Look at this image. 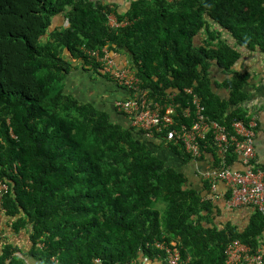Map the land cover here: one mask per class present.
I'll list each match as a JSON object with an SVG mask.
<instances>
[{
    "label": "trees",
    "instance_id": "1",
    "mask_svg": "<svg viewBox=\"0 0 264 264\" xmlns=\"http://www.w3.org/2000/svg\"><path fill=\"white\" fill-rule=\"evenodd\" d=\"M126 1L112 9L89 0H0V180L9 184L0 203L27 234L0 245V264H25L17 251L37 264L54 256L57 264H165V252L150 246L156 239L177 241L191 264H226L232 240L254 249L264 241L256 209L243 229L214 221L213 200L170 162L172 154L191 161L180 145L148 138L68 91L79 71L84 89L127 95L87 53L106 47L127 57L122 67L136 69L150 99L177 92L181 112L193 100L190 87L233 132L251 118L244 105L252 74L238 65L241 48L264 53V0ZM111 13L126 24H110ZM207 139L201 156L213 153V166L243 168L233 146L224 153Z\"/></svg>",
    "mask_w": 264,
    "mask_h": 264
},
{
    "label": "built area",
    "instance_id": "2",
    "mask_svg": "<svg viewBox=\"0 0 264 264\" xmlns=\"http://www.w3.org/2000/svg\"><path fill=\"white\" fill-rule=\"evenodd\" d=\"M87 53L103 62L105 71L111 73L115 83L126 87L127 96L117 99L115 106L135 130L143 129V134L148 138L159 136V141L174 142L193 158H199L203 149L209 146L207 137L210 135L221 152L225 153L233 146L243 168H233L223 160L221 167L215 166L206 171L204 175L210 191L217 192L218 182H223L228 188L226 203L230 207L251 206L264 216V165L256 164L255 119L235 122L234 130L230 132L226 125L206 114L201 97L190 87L185 92L191 94L193 100L179 112L177 92H168L158 100L150 99L147 90L140 85L136 69L131 65L122 67L125 62L117 59V52L112 53L104 47L101 50H88ZM6 189L7 186L0 183V190ZM153 244L165 252V264L192 262L191 255L182 254L177 241L156 239ZM225 255L226 264H264V247L254 249L240 239H234L226 246Z\"/></svg>",
    "mask_w": 264,
    "mask_h": 264
},
{
    "label": "crops",
    "instance_id": "3",
    "mask_svg": "<svg viewBox=\"0 0 264 264\" xmlns=\"http://www.w3.org/2000/svg\"><path fill=\"white\" fill-rule=\"evenodd\" d=\"M94 3H103L111 6L115 9L114 5H118V8L127 5L126 0H89ZM115 13H111L109 18L115 17ZM61 21V19H60ZM56 24L61 25L59 20H56ZM243 54L241 56V61L238 65L240 71L249 72L252 74V78L245 88L248 94V99L245 102L244 107L248 109L250 113V119H255L257 122L256 140H255V150H256V164L264 165V53L258 50L250 51L246 48H241ZM124 55V54H123ZM125 56V55H124ZM126 57V56H125ZM124 57V58H125ZM221 76L220 74L218 75ZM79 71L77 72V78L70 77L68 79V91L73 92L82 99H91L99 103L102 107L108 110L113 119L118 122L123 123L126 126H130L127 118L115 111L113 107V101L117 98L124 97V90L117 91V97L110 98V94L102 92L100 95L97 94V90H88L86 87L84 90L82 88L83 82L80 81ZM114 88V87H112ZM100 92V91H99ZM161 153V152H160ZM170 162L172 165H177L178 168H182L183 172L189 179V184L198 190H203V193L208 199L213 200L214 204L218 207L215 214L216 223L221 224V226H226L231 223L237 226L239 229L245 228L251 220L252 215L255 213V208L251 206H236L230 207L227 202L228 188L223 182H218L217 192H212L210 190L204 192V183H208L205 179V172L211 170L213 165H215V157L213 153H206L205 157L193 158L186 165L181 163V161L174 156H170ZM239 167L242 164L238 163ZM16 217H11L7 215L4 210L0 207V245L3 243L13 242L16 243L21 237L27 240V234L25 230L23 235L13 228V223ZM262 249L264 247V241L261 245ZM25 264H37L31 262L28 255L24 259Z\"/></svg>",
    "mask_w": 264,
    "mask_h": 264
},
{
    "label": "clouds",
    "instance_id": "4",
    "mask_svg": "<svg viewBox=\"0 0 264 264\" xmlns=\"http://www.w3.org/2000/svg\"><path fill=\"white\" fill-rule=\"evenodd\" d=\"M115 17H116V15H115ZM115 17H113L112 19H110V24H112L113 26H116V27H118V26H122V25H124V24H126V22H118L116 19H115ZM112 52V51H111ZM117 53H118V56H117V59L118 60H120V61H122V62H127L126 61V59H127V57H125L123 54H121V53H119L118 51H116ZM112 53H114V51L112 52ZM125 57V58H124ZM80 76V75H79ZM81 78H82V76H80ZM75 78H77V76H75ZM80 81H81V79H80ZM113 81V80H112ZM114 82V81H113ZM84 90V87L82 86V88H81V90ZM73 93V92H72ZM75 96H76V94L75 93H73ZM127 95L125 94L124 95V97H126ZM78 97V96H77ZM124 97H121V98H124ZM121 98H117V99H121ZM117 99H115L114 101H113V107H114V109H115V111L117 112V113H119L118 112V110H117V108H116V106H115V101L117 100ZM119 114H122V113H119ZM122 115H124V114H122ZM125 116V115H124ZM126 117V116H125ZM127 118V117H126ZM128 120V119H127ZM252 119H250V121H251ZM237 122V121H236ZM244 122V121H243ZM130 125V124H129ZM256 128H257V126H256ZM256 131H257V129H256ZM0 183H3V184H5L6 186H7V189L6 190H0V195H3L4 193H6L8 190H9V184L7 183V182H4V181H2V180H0ZM0 207H1V203H0ZM154 242V241H153ZM153 242H151V244H150V246L153 244ZM42 244V243H41ZM146 244H149V241L146 243ZM43 245V244H42ZM20 248H21V246H19ZM43 247H45V245H43L42 246V248ZM17 256H20L21 258H23V259H25V254H23V253H21V252H19V251H17L16 253H15ZM56 260H58L55 256L54 257H52L51 258V264H57V263H54ZM50 263V262H49ZM49 263H47V264H49Z\"/></svg>",
    "mask_w": 264,
    "mask_h": 264
},
{
    "label": "rangeland",
    "instance_id": "5",
    "mask_svg": "<svg viewBox=\"0 0 264 264\" xmlns=\"http://www.w3.org/2000/svg\"><path fill=\"white\" fill-rule=\"evenodd\" d=\"M97 77V74L95 73L94 75H93V78H96ZM81 79V78H80ZM99 79V78H98ZM99 89H100V86H96V87H94V90H97V92L99 91ZM107 94H110V98H115V97H117L116 95H117V91L114 89V88H110L109 90H108V92H106Z\"/></svg>",
    "mask_w": 264,
    "mask_h": 264
}]
</instances>
